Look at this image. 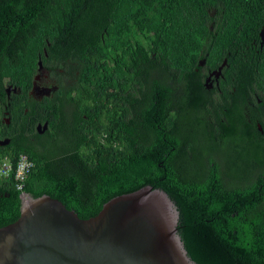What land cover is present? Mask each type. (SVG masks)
Segmentation results:
<instances>
[{
	"label": "trees",
	"instance_id": "obj_1",
	"mask_svg": "<svg viewBox=\"0 0 264 264\" xmlns=\"http://www.w3.org/2000/svg\"><path fill=\"white\" fill-rule=\"evenodd\" d=\"M263 5L0 0V81L5 75L20 78L27 92L41 55L79 83L76 95L70 83H62L58 98L62 107L76 108L74 124L67 116L55 120L62 108L46 101L45 108L55 111L57 136L44 140L40 152L29 148L0 157V170L5 159L12 164L8 176L0 174V228L19 218L24 192L49 195L90 219L112 198L149 185L176 203L179 234L197 264H264V138L244 119L252 89L264 93V60L253 51L246 62L234 51L230 61L238 84L225 90L233 108L221 127L212 126L216 131L203 123L204 105L192 106L193 92L174 90L183 80L179 72L193 68L203 48L211 61H221L232 43L260 44V35L247 28ZM215 10L222 21L212 30ZM7 47L19 48L10 53ZM199 99L205 103L201 94ZM257 118L264 127V106ZM21 155L34 163L22 192L16 181ZM79 179L88 185L85 195L74 190Z\"/></svg>",
	"mask_w": 264,
	"mask_h": 264
},
{
	"label": "water",
	"instance_id": "obj_2",
	"mask_svg": "<svg viewBox=\"0 0 264 264\" xmlns=\"http://www.w3.org/2000/svg\"><path fill=\"white\" fill-rule=\"evenodd\" d=\"M179 216L170 195L149 185L112 198L90 219L49 195L25 194L19 218L0 228V264H197Z\"/></svg>",
	"mask_w": 264,
	"mask_h": 264
},
{
	"label": "flooded vegetation",
	"instance_id": "obj_3",
	"mask_svg": "<svg viewBox=\"0 0 264 264\" xmlns=\"http://www.w3.org/2000/svg\"><path fill=\"white\" fill-rule=\"evenodd\" d=\"M256 15L257 21L248 24L249 28H247V31L248 33H258L262 38L260 44L256 41L248 44L232 43L225 48L226 54L221 61H211V54L205 52L209 48L205 47L202 49L200 57L194 62L193 68L188 69L183 67L182 72H179V76L183 80L181 84H175V92L182 94L188 89L189 92H193L191 97V99L194 98L193 101L191 100L192 106L195 107L199 103L204 105L202 111H204L205 115L202 119L204 125L210 130H217L212 127L213 125L221 127L222 123L227 121L230 109L233 108L230 97L225 93V90L232 88V85L238 84V82H234L233 66L230 61L234 51H238L246 62L250 60L253 51L255 52V58L264 60V5ZM211 17L210 28L215 30L221 25L222 20L216 10L211 13ZM7 48L10 53H13L19 47ZM45 57L47 56L45 55ZM40 60L43 62L41 55L38 57L37 69L32 76L31 86L27 92L25 91V87L27 86L20 78L13 80L12 77L5 75L2 77V81H0V142L10 141L8 145H0V157L5 153H18L29 148H32L35 152H40L43 148L44 140L52 135L57 136L55 132L57 131L55 130L56 126L53 129L51 122L54 120L53 115L55 111L52 107L50 110L45 108L46 101L51 100V102L60 106L64 112L63 114L61 110L55 120L66 116L72 124L78 120L76 108L72 104L62 107V102L58 99L60 97L59 91L62 88L61 84L64 82L70 83V89L73 91V94L76 93L79 83L75 84V81L78 80V77L65 74L66 72L57 68L55 64L49 65V62L47 64L43 62V68L39 70ZM245 78L249 82V78ZM233 89V91H236L234 87ZM252 90V97L249 98L247 96L244 119L247 126L257 127V131L264 138V127L259 121L260 118H257L258 113H260L261 108L264 106V93L256 88ZM200 94L205 103L199 99ZM166 111L169 112V110ZM191 114L192 119L197 121V116L193 112ZM221 114L223 115V119L220 121L218 120V115ZM187 119L189 121L191 116ZM60 125L61 123L57 122V127H60ZM82 127L84 126L80 125L78 129ZM100 142L103 145L106 144L105 137H100ZM73 147H77L75 139H73ZM186 147L187 145H184V148ZM82 152L86 153L87 148L83 147ZM200 153L204 158L209 157L213 159V157H210L206 153ZM217 155L215 153V157ZM83 156L87 158L86 155ZM87 187L88 185L84 183V179H79L78 184L74 185V190H77L76 193L78 194L85 195L88 191ZM25 194L24 192L21 195L22 201Z\"/></svg>",
	"mask_w": 264,
	"mask_h": 264
},
{
	"label": "built area",
	"instance_id": "obj_4",
	"mask_svg": "<svg viewBox=\"0 0 264 264\" xmlns=\"http://www.w3.org/2000/svg\"><path fill=\"white\" fill-rule=\"evenodd\" d=\"M34 168V163L26 156L21 155L18 160L17 169H16V181H18V190L22 191L24 187V181L27 176ZM12 170V164L9 159H5L2 168L1 175L8 176Z\"/></svg>",
	"mask_w": 264,
	"mask_h": 264
}]
</instances>
